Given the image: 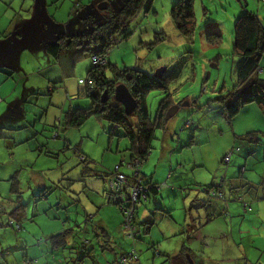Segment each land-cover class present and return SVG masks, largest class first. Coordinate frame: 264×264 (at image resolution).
Segmentation results:
<instances>
[{"label": "rangeland", "instance_id": "rangeland-1", "mask_svg": "<svg viewBox=\"0 0 264 264\" xmlns=\"http://www.w3.org/2000/svg\"><path fill=\"white\" fill-rule=\"evenodd\" d=\"M107 1L109 9L102 10ZM78 2L82 5L75 7ZM127 2L0 0V49L25 38L0 53V67H8L14 72L10 79L0 73V88L3 93V89L10 93L8 97L0 93L4 99L0 103V210L8 211L9 206L15 209L16 205L11 202L13 184L23 191L22 200L26 205L22 210L24 214L18 218L2 214L0 264H26L27 261L33 264H76L78 259H82L83 264H114L117 257L129 254L135 248L140 251L142 264H170L165 261V252L181 251L183 245L190 242L185 233L171 234L178 229H173V222L179 223L180 231L185 227L183 221L194 197L202 200L207 195L214 197L206 194L203 186L220 182L217 174L226 172V165L221 160L232 151L229 147L234 140L241 150L233 149L232 159L245 162L249 150L242 147L245 141L235 136L250 128L264 129V119L256 104L250 105V111L244 109L238 115L235 125L239 121L244 125L240 129L227 123L215 100L220 94L232 90L238 82L242 59L234 51L236 19L250 11L264 25V3L245 0V6L240 0H195L194 32L187 36L176 28L171 16L177 0H147L131 23L132 36L111 47L106 58L118 69H139L154 75L163 68L168 70L174 79L170 84L171 98L180 108L165 127L157 130L154 148L140 165L142 174L147 175L146 180L141 179L142 182L149 183V177L153 176V184L161 191L160 206L148 210V217L154 223L151 232L146 233L148 228L142 225L136 229L137 240L133 243L125 234L129 229H126L124 212L118 205L107 203L99 190L106 184L109 187V180L116 171L126 176L131 174L127 166L131 162L130 141L120 137L122 130H116L112 136L110 124L96 118H90L80 128L60 124L63 110L90 106V99L83 95V86L79 84V79L87 80L88 71L93 68L88 53L76 59L63 58L61 67L57 65L60 69L57 81L60 83L56 84L52 97L48 90H43L37 103H28L40 104V108L49 107L57 113V120L49 115V126L43 127L38 118V128L30 127L29 122L21 117L22 104L28 111L29 105L19 102L25 84L23 73L31 79L46 74L43 71L48 67L43 64L41 50L47 44L55 43L62 35L91 33L98 24L121 11ZM215 34H221L218 44L209 40V36ZM260 69L259 75L264 79V52ZM165 96L164 91L159 90L147 95L152 119ZM53 99L55 102L50 106ZM131 119L135 121L136 117ZM22 121L25 123L20 125ZM41 147L43 153H40ZM261 153L260 157L264 158V150ZM82 155L87 163L82 162ZM258 169L264 171V161L258 164ZM106 174L109 175L105 177ZM39 175L57 176L55 184L48 186V192L42 196L38 188L33 189ZM132 181L136 183V178ZM185 189L190 191V195ZM161 205L171 213V217L161 210ZM243 211L246 213L244 207ZM227 218L225 234L230 235L233 225L236 227L241 218H230V215ZM9 221L14 226L9 225ZM246 225L253 228L250 233L257 245L255 248L247 247V251L254 261H264V236L251 222ZM209 226L202 231L205 236L209 229L216 227L214 224ZM56 235L57 242L53 239ZM244 237L247 246L248 238ZM206 238L207 241L216 239L215 236ZM235 239L241 241L240 238ZM113 243L116 248L112 247ZM107 245L113 250L105 247ZM84 250H91L86 257H83ZM158 251L164 253L162 257ZM229 251L222 257L208 259L207 254H202L207 253L206 249H200L196 256L205 259L203 264H229L227 260L232 257L234 249L231 254Z\"/></svg>", "mask_w": 264, "mask_h": 264}, {"label": "trees", "instance_id": "trees-1", "mask_svg": "<svg viewBox=\"0 0 264 264\" xmlns=\"http://www.w3.org/2000/svg\"><path fill=\"white\" fill-rule=\"evenodd\" d=\"M146 1L147 0H128L127 5L121 11L113 14L106 22L98 24L91 33L74 36L62 35L55 43L45 46L46 52L58 61H61V64L63 58L71 57L76 59L77 56L85 53H88L89 57L93 54H100L106 57L111 47L117 45L119 41H127L132 36L131 23L145 7ZM240 2L242 5L245 4L246 6L245 0H240ZM194 5L195 0H177L171 11V16L176 28L187 36L192 35L194 32ZM108 9L109 7L107 6L106 10ZM220 38L221 34L209 36V40L211 39L215 44L219 43ZM234 51L242 59L238 71V82L228 93L220 94L215 99L221 107L224 119L229 124H231L248 105L256 104L264 113V79L260 77L258 71L260 70V61L264 52V25L255 13L247 11L236 19L234 26ZM168 72L169 71L165 69L164 73H159L158 76H155L154 73L148 74L139 69H118L110 63L101 68L93 66V68L88 71V78L85 80V84H83V91H81L83 95H86L90 99V106L87 108L78 107L65 110L60 124L62 123L64 126L70 128H80L90 118L106 121L110 124V134L112 136H114L116 130H122L123 133H119L121 135L120 137H125L130 141L128 150L131 154V162H128V164L134 163L135 160L143 164L154 148L153 143L156 140L157 130L165 127L166 123L170 120L166 119V115L169 110L175 106L174 99L171 98L170 92V84L174 79L173 75H170ZM0 73H3L6 77H12L14 72L8 67H0ZM57 83L60 82L57 81L56 84ZM121 83L129 88L137 103L136 111L131 116L125 114L123 106L114 98L115 88ZM157 90L164 91L166 96L162 99L155 118L152 119L147 104V95L151 91ZM1 100L3 101L2 98ZM181 102L182 101H180V103ZM132 117H136V120L132 121ZM257 133L258 132H251L241 136L239 139L247 140L249 137L254 138ZM82 162L87 163L83 155ZM130 169L131 174L129 176L127 175L128 183L131 179L135 180L133 178L134 168L132 167ZM108 175L109 174H106L105 177ZM146 177L147 175L142 174L140 171V178L143 181L146 180ZM106 185L103 190L105 197H107V193L109 192V187L108 185L106 187ZM144 186L148 189L146 193L147 199L141 196L138 197V202H136L133 208L135 209L133 214L135 237L132 238L134 234L130 236L129 233H125L127 237L132 239L133 243L137 240L136 229L142 228V225L149 229L150 226L154 224L153 222L139 223L141 213H144L146 207L149 210V202L153 197L152 195L159 191L157 185H154L151 180L149 183L147 182L144 184ZM226 187L233 188V182H226L224 178H222L218 184L203 186V191L206 193L208 192V194L214 197L208 196L210 198L208 201L192 202L191 207H194L197 202V204L203 207L205 214H207V218L212 220L216 217V215L213 214V200L217 198L226 200ZM44 189L45 190H40V196L48 192L47 188ZM123 192L128 197L127 200L125 199L127 202L124 206L131 211L133 199L130 198V190L125 186ZM220 192L223 194L222 197L218 195ZM214 193L217 194L215 195ZM11 197V202L16 205V207L12 209L9 206L7 207L8 211L2 208V210H0V219L2 214L16 218L24 214L22 210L26 208V205L22 200L23 191L15 184L12 186ZM117 205L124 212L127 219L129 216L123 205L121 203ZM142 209L143 211H141ZM139 224L141 226H139ZM9 225L14 226L12 221H9ZM3 226V222H0V227ZM17 227L21 229L19 225ZM53 239L57 242V235L54 236ZM105 247H109V250L116 248L115 243L112 244L113 248L109 245ZM90 251L91 250H84L83 257H86ZM5 255L6 254L3 256ZM125 257L129 259L126 262L123 261ZM30 262L32 263V261ZM77 262L76 264H83L82 259H78ZM114 264H142L140 251L135 248L134 251L129 254H121V256L116 258Z\"/></svg>", "mask_w": 264, "mask_h": 264}, {"label": "crops", "instance_id": "crops-1", "mask_svg": "<svg viewBox=\"0 0 264 264\" xmlns=\"http://www.w3.org/2000/svg\"><path fill=\"white\" fill-rule=\"evenodd\" d=\"M81 5L82 4L80 2L75 3V7L77 6L80 7ZM105 5L110 7L109 1H107ZM106 8L103 10H106ZM5 9L9 10L8 8H5ZM27 29L30 30V27H28ZM41 51H43V54L45 53L44 55L42 54V58H43V64H45V66L48 67L47 69L45 68V70L43 71L46 74L44 76L42 73L41 75H36L35 77H33V79H31L28 77L29 75H27L26 77V75L23 73L24 78H25V81L23 82V84L25 83L24 91L22 94V98H20L21 101L18 100L19 102H24L26 105H29V111H28L27 107H25L24 104H22L23 108H22L21 117L22 119L27 120L30 124V127H33L34 130L38 128L37 127V125L39 124L38 118H39V121H41V124L43 125V127L49 126L50 124L49 115L50 114H52L53 118H56L57 120V113L53 109L49 107L46 108L45 106H42V105H41L42 107L40 108L39 107L40 104H28V103L32 101L34 103H37V101H39V99L41 98L40 91H43V90H48L49 91L48 95L52 97L51 94L57 88L56 82L60 74L59 73L60 69L58 70L57 65L59 67H61L62 65L61 61H58L56 58H54L53 56L49 55L46 52L45 47ZM45 55H49L52 58L50 59ZM260 71L261 69L259 70V72ZM40 72L42 71L40 70ZM1 74L4 75L3 73ZM6 79H10V78L8 77ZM52 80H55V81L53 82ZM80 80L82 79H79V81ZM4 81H7V80H4ZM51 82H53V86L50 87L49 84ZM3 90H4V93L0 88L1 94L6 95L7 97L10 96V93L7 92V89H3ZM67 92H68V95L70 96L69 90ZM1 98L3 99L2 96ZM54 102L55 101L53 99L52 102L49 103V105L51 106ZM176 105L178 106V104ZM251 107L252 106L248 105L244 109H246L245 111H250L252 109ZM257 109L261 113L262 118L264 119L263 111L260 110L258 107ZM64 111L65 110L62 111L61 117L63 116ZM46 114H47V117H46ZM45 117L47 118V120ZM238 117L239 116H237L233 120L231 125L233 128L238 126L241 129L244 125L241 124L240 121L235 125L236 121L238 120ZM30 119L31 121H29ZM245 119L249 123L251 122L249 119L247 118ZM24 123L25 121H22L19 124L22 125ZM54 126L55 128H57V123L55 121H54ZM26 128H29V127H26ZM256 128L258 129L250 128V130L244 133H238V135L235 136L236 139H239L241 136H244L248 133L258 132L254 138L249 137L250 140L241 139L245 141L242 143V147L244 149L246 148L249 150L248 154L245 157L244 163H242V159L233 161L232 157H231V161L228 164L225 163L224 161V158L227 155L231 153L234 154L233 149L240 148L236 146L237 145L236 140H234V144L231 147H229V148H232V151L229 154L225 155L221 160V162L222 163L224 162L223 164L226 165L224 166L226 169V172L224 173L219 172L218 174H222V175L221 177H218V174H217V178L218 180L220 179V181L222 178L226 179V182L232 181L233 188L226 187L225 189L226 200L218 199V198L213 200L214 201L212 203L213 212H214L213 214H215L216 217H214L212 220H209L207 218V214H205V211L203 210V207H201V205L196 204L194 207H191L192 205L191 203V205L189 206V213L187 214L185 218V222L183 221L185 227H182V229L179 231L180 229L179 223L177 221L173 222L174 223L173 229H175V227H177L178 229L172 232L171 234L173 235L178 232L179 234L185 233L187 239H189L190 242L187 244V246L183 245L181 251L179 249H177L176 251H173L175 253L166 251L164 254L163 252L158 251L161 257L164 254V257L166 258L165 260L166 262L168 261L170 264H203L205 262L204 261L205 259L199 258L196 256V254L200 252V249H206L207 253H202V254L203 256L204 254H207L206 258L208 259L216 258L218 256L222 257L223 254H227L228 250H230L229 254H231L232 249H234V252L232 253V257L227 260L229 264H237V263L238 264H264V261L262 259H257L256 261H254L250 257V254L247 251V247L255 248V246H257L254 240L255 237L252 236L250 233L251 230H253V228H248L246 225L247 222H251V224L256 227V231L264 236V171L258 169V164L264 161V158L260 157V155H262L261 153L262 150H264V129H261L262 127H256ZM55 148H53L52 150H56ZM261 148L262 150H260ZM43 152L44 150L41 147L40 153H43ZM242 152L243 151H240L239 153H242ZM232 169H238V170L234 171ZM252 175H255V176L252 177ZM56 178H57L56 175L55 176L46 175L45 177L39 175L38 177L35 178L36 183H34L35 186L33 187V189L38 188L39 190H42L44 188H48V186L55 184L54 181H56ZM149 178L153 182V176ZM170 178H171V175H170ZM16 181L17 180L13 182H16ZM215 183H210L208 185H212ZM208 185H204V186H208ZM90 186L94 188L93 185H90ZM99 190L103 193L104 188L99 189ZM187 190L186 192H188V195H190V191H187ZM160 193L161 191H158L152 195L153 197L150 199V202H149V210L150 208H153V207L159 208L160 205L158 204L160 203L159 202ZM101 196L104 199L103 194ZM202 198H204L205 201H208L210 199L208 195L206 198L205 197H202ZM204 200L198 197H194V200L192 202L204 201ZM245 203L251 206L250 212L246 211V213H244L243 207ZM161 210L166 211V209L162 205H161ZM167 214H168L167 216L171 217L170 212H167ZM229 215H230V218L239 217L241 219L237 222L236 227L233 225L234 227L233 232L230 235H227L225 234V230L228 226L227 221H229V219L227 217ZM148 216H149V211L146 207V209L144 210V213H141L139 217L140 218L139 223L143 224L142 222H152L150 221V218ZM222 219H224L225 221H222ZM140 224L139 226H141ZM212 224L216 225V227L209 229V232L205 236V234L202 232L203 229L207 227H211L209 225H212ZM150 228L147 229L146 233L151 232ZM167 236L168 235H165V237ZM208 236L210 237L215 236L216 239L207 241L206 237ZM244 236L248 238L249 244L247 246H245L246 241H244L245 239ZM235 237L240 238L241 241L238 242L235 239ZM230 239H233V241ZM262 239L263 237H261V240ZM262 248L264 249V245L262 246Z\"/></svg>", "mask_w": 264, "mask_h": 264}, {"label": "built area", "instance_id": "built-area-1", "mask_svg": "<svg viewBox=\"0 0 264 264\" xmlns=\"http://www.w3.org/2000/svg\"><path fill=\"white\" fill-rule=\"evenodd\" d=\"M264 2V0H261ZM92 58V63H93V66L95 67H104L108 64V61H107V58L106 57H103L102 55L100 54H93L91 56ZM79 84L83 85L85 84V80H80L79 81ZM1 98H0V102H1ZM239 149H237L236 151H238ZM231 157H232V153L227 155L225 158H224V161L225 163H229L231 161ZM133 164V165H132ZM132 164H127V166L129 168H134V175H133V178L135 179L136 178V183H133L132 179L131 181L128 183L127 182V176L123 173H118L117 171L115 172V175L112 176L109 180V192L107 193V197H106V200L108 203H114V204H122L124 209L126 210L127 212V215L129 217H127V228L126 229H129V234L130 236H132V238L135 237V227L133 226V214L135 212V209L134 208V205L136 204V202H138V197H142L144 199H147V188H145L141 178H140V169H141V166L142 163H140L138 160H135L134 163L132 162ZM127 183V184H125ZM127 186V188L130 190V195H133V207L131 209V211L129 209H126V206H124V204L126 205V202L125 199L127 200V195L124 194L123 192V188ZM215 194V193H214ZM217 194V193H216ZM215 194V195H216ZM218 195L220 197L223 196V194L220 192L218 193ZM244 207L246 209V211H251V206L248 205V204H244ZM135 254V253H134ZM129 260L128 257H125L123 261H127ZM26 264H32L31 262H27Z\"/></svg>", "mask_w": 264, "mask_h": 264}, {"label": "water", "instance_id": "water-1", "mask_svg": "<svg viewBox=\"0 0 264 264\" xmlns=\"http://www.w3.org/2000/svg\"><path fill=\"white\" fill-rule=\"evenodd\" d=\"M39 1V0H37ZM105 5V4H104ZM107 5L101 7L102 10L106 8ZM39 7V5H38ZM25 38L23 37L20 41L15 42L9 46H6L2 49H0V53L3 50L9 49L14 45L19 44L21 41H23ZM165 69L163 68L162 70H160L159 72L155 73V76H158L159 73H164ZM114 98L115 100L120 103L123 108H124V112L126 115L131 116L135 113L136 108H137V103L136 100L133 98L129 88L125 85V84H118L115 88V92H114ZM179 107L178 106H173L169 112L166 115V119L169 120L171 119L177 112H178Z\"/></svg>", "mask_w": 264, "mask_h": 264}]
</instances>
